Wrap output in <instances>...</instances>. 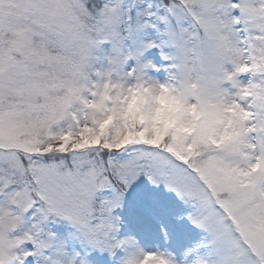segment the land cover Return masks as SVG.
<instances>
[{"label":"snow or ice","instance_id":"1","mask_svg":"<svg viewBox=\"0 0 264 264\" xmlns=\"http://www.w3.org/2000/svg\"><path fill=\"white\" fill-rule=\"evenodd\" d=\"M0 264H264V0H0Z\"/></svg>","mask_w":264,"mask_h":264},{"label":"clouds","instance_id":"2","mask_svg":"<svg viewBox=\"0 0 264 264\" xmlns=\"http://www.w3.org/2000/svg\"><path fill=\"white\" fill-rule=\"evenodd\" d=\"M222 79L221 76L209 69L199 75L194 74L180 91L185 95L188 105L196 104L202 108L214 109L224 102V98L221 95ZM155 81L156 83L150 85V87H152L154 93H158V85L161 81L159 79H155ZM185 119H191V116L186 113ZM160 127H163V125H160ZM148 134L152 135L151 129H149Z\"/></svg>","mask_w":264,"mask_h":264},{"label":"rangeland","instance_id":"3","mask_svg":"<svg viewBox=\"0 0 264 264\" xmlns=\"http://www.w3.org/2000/svg\"><path fill=\"white\" fill-rule=\"evenodd\" d=\"M144 55H145V58H147V59H153L154 57H157V58H158V50H156V49H149V50H146V52H145ZM153 62H155V60H154ZM129 63H131V61H130ZM149 75H152V76H154L155 79H159V80L165 78V77H163V76L156 75V74H155L154 72H152L151 70H149ZM241 79L246 80L247 77L244 76V77H241ZM130 191H131V192L128 193L129 200H130V202H131L133 205H136L137 202H138V198H139V196H140V193H138L136 189H132V190H130Z\"/></svg>","mask_w":264,"mask_h":264}]
</instances>
